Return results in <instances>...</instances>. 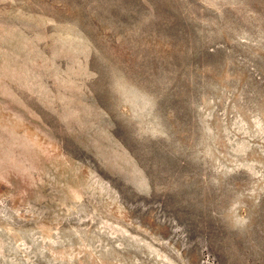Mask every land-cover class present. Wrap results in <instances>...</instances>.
Here are the masks:
<instances>
[{
    "label": "rangeland",
    "instance_id": "374dc122",
    "mask_svg": "<svg viewBox=\"0 0 264 264\" xmlns=\"http://www.w3.org/2000/svg\"><path fill=\"white\" fill-rule=\"evenodd\" d=\"M0 264H264V0H0Z\"/></svg>",
    "mask_w": 264,
    "mask_h": 264
}]
</instances>
